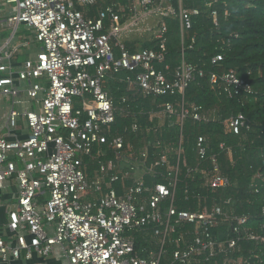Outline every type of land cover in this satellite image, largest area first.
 <instances>
[{
    "label": "built area",
    "instance_id": "built-area-1",
    "mask_svg": "<svg viewBox=\"0 0 264 264\" xmlns=\"http://www.w3.org/2000/svg\"><path fill=\"white\" fill-rule=\"evenodd\" d=\"M189 1L0 0L7 27L15 33L27 26L43 47L18 78L0 65V73L6 74L0 76V93L13 98L7 132L20 119L30 129L25 140L0 136V188L13 180L17 184V203L8 213L10 236L0 237L1 262L60 253L69 264H264L255 253L236 257L243 253V242H264L247 227L248 216L220 206L200 209L199 196L197 210L176 206L184 124L208 120L202 106L186 101V91L197 78H206L214 95L237 98L242 105L255 94L253 85L236 72L206 74L186 60V49H192L195 39L188 48L186 41L202 14ZM207 13L218 28V12ZM172 20L179 23L181 38V59L174 67L167 62ZM222 60L218 54L212 64ZM16 79L28 82L26 94L38 110L14 108L20 97ZM123 86L126 94L118 101L110 89L118 93ZM163 97L176 100L159 104ZM137 98L149 100L152 109L133 113L129 102ZM130 115L148 118L145 126L133 122L130 131L136 135H161L177 125L178 144L157 138L136 150L116 127L119 118ZM224 126L236 136L249 127L242 114H232ZM196 150L198 163L188 174H200L213 192L226 190L230 181L216 156L210 158L211 168L203 165L205 136L197 138ZM152 154L156 158L150 163ZM131 161L140 163L143 175L134 176L133 165L122 168ZM90 165L98 168L94 177L87 174ZM158 176L165 182L147 184V177ZM222 226H227V237L220 241L215 231ZM136 232L145 242L140 249Z\"/></svg>",
    "mask_w": 264,
    "mask_h": 264
},
{
    "label": "trees",
    "instance_id": "trees-1",
    "mask_svg": "<svg viewBox=\"0 0 264 264\" xmlns=\"http://www.w3.org/2000/svg\"><path fill=\"white\" fill-rule=\"evenodd\" d=\"M125 1V0H122ZM188 6L198 7L202 14L195 19L194 28L186 47L191 45L192 38L195 42L192 49H186V60L196 65L206 74L210 72H236L241 78L249 81L255 94L244 105L237 99L218 97L210 90L206 78H197L186 91V101L204 108L207 121L201 122L187 120L184 124V154L180 165L179 183L176 190V206L183 210H197L201 198V208L220 206L237 216H248L247 227L261 237H264V0L248 3L243 0H190ZM211 4V8L207 5ZM216 10L219 14V27L215 28L209 11ZM89 16L95 14V9L88 11ZM227 13V15H226ZM169 43L167 62L173 67L181 59L180 26L176 21H169ZM149 47V45H146ZM223 55V60L218 65L212 64L216 55ZM112 95L119 99L126 94L124 86L116 93L113 87ZM170 97L159 99L158 103L175 101ZM133 113L152 109L149 100L137 98L129 102ZM232 114H242L248 128L236 136L226 132L224 121ZM143 126L148 118L130 115L119 118L116 124L120 134H124L127 142L132 143L138 150L146 141L157 138L171 146L178 144L180 128L176 125L165 128L161 135H136L130 131L134 121ZM127 128V132L124 129ZM199 136L207 138V161L204 167L211 168L210 158L216 156L221 173L230 181L229 187L224 191L213 192L205 185V180L200 174H188V168H194L198 163L196 142ZM224 144L222 150L220 145ZM156 158L151 155L149 162ZM176 158L171 152V161ZM186 160V166L183 164ZM98 168L90 165L87 174L96 175ZM165 172V167L159 169ZM148 185L164 183L162 176L157 178L147 177ZM253 186L259 192H254ZM119 188V185H115ZM230 201V204H226ZM220 241L227 237V226H222L215 231ZM135 241L137 249L144 246L142 234L136 232ZM243 255L247 257L253 253L259 255L264 263V242H243ZM172 250V248H169ZM164 264H169L165 262Z\"/></svg>",
    "mask_w": 264,
    "mask_h": 264
},
{
    "label": "crops",
    "instance_id": "crops-1",
    "mask_svg": "<svg viewBox=\"0 0 264 264\" xmlns=\"http://www.w3.org/2000/svg\"><path fill=\"white\" fill-rule=\"evenodd\" d=\"M2 29L0 30V65H4L8 68V72H12L16 78L17 73L21 72L28 62H36L38 55L43 51L41 44L35 40L34 31L33 36L26 35L25 29L28 30L27 26H19L17 31L7 27L5 20L0 21ZM21 27H25L21 30ZM11 30V34L8 37L1 36L3 31ZM8 43V47L5 45ZM22 49L30 51L29 54L24 55L21 53ZM9 52L12 56L10 58L5 57V53ZM37 54V55H36ZM36 56V57H35ZM6 74L0 73V76ZM47 83H45V86ZM15 88L20 91V97L15 100L18 101L14 108L19 111L38 110V104L32 101L26 94V90L29 88L28 82L19 81L16 79ZM13 108V98L11 96H5L0 93V136H7L9 138H17L25 140L30 135V129L27 126L24 119H20L18 127L12 131L9 135L7 132L8 117L10 110ZM17 203V184L16 181H10L5 186L0 188V237L9 239L10 232L7 229L8 213L9 210L15 208ZM51 234L53 232L51 231ZM0 264H69L64 259L62 254L55 253L50 257H41L37 253H33L30 259H27L25 255L19 260H9L6 263L1 262Z\"/></svg>",
    "mask_w": 264,
    "mask_h": 264
},
{
    "label": "rangeland",
    "instance_id": "rangeland-1",
    "mask_svg": "<svg viewBox=\"0 0 264 264\" xmlns=\"http://www.w3.org/2000/svg\"><path fill=\"white\" fill-rule=\"evenodd\" d=\"M3 20H4V17L0 15V21H3ZM1 29H2V26H1V24H0V30H1ZM24 29H25V27H21V30H24ZM24 33H25L26 35H29L30 37L33 36V35H32V31H31V29H28V30L25 29ZM10 34H11V30H7V31H3V33L1 34V36L8 37V36H10ZM0 38H1V37H0ZM29 52H30V51H27L26 49H22V50H21V53H23L24 55L29 54ZM36 55H37V54H36ZM116 56H117V54H116ZM35 57H36V56H35ZM132 165H133V167L135 168V171H132L134 176H141V175L144 174L145 169H144L143 167H140V163L135 162V161H131V162H129V163H127V162L125 163V162H124V163L122 164V168H124V169H128V168H131ZM138 166H139V167H138ZM46 199H48V196H47V197H44V200H46Z\"/></svg>",
    "mask_w": 264,
    "mask_h": 264
}]
</instances>
